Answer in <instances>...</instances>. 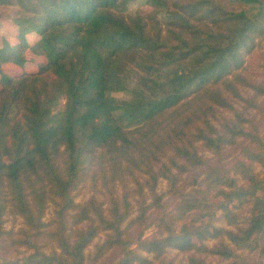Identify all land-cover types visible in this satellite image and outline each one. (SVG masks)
Segmentation results:
<instances>
[{"label": "trees", "instance_id": "obj_1", "mask_svg": "<svg viewBox=\"0 0 264 264\" xmlns=\"http://www.w3.org/2000/svg\"><path fill=\"white\" fill-rule=\"evenodd\" d=\"M146 1L163 11V37L158 32L151 36L149 16L122 13L127 0H0V6L15 8L12 22L16 29L15 44L5 38L0 43V237L4 234L2 216L7 204L9 212L20 215L32 231L40 234L44 227L40 217L49 198L56 209L51 222L54 231L48 235L61 251L51 255L37 251L24 260H6L2 264H82L84 249L100 230H112L113 235L97 247V254L112 247L123 255L117 264H147L144 256L128 249V240L120 230L127 218L128 202L123 200V210L114 202L108 219L92 201L87 205L74 203L70 192L84 172V164L101 149L110 158H123L133 167H148V157L163 140L151 139L150 131L154 135L159 118L165 115L169 120L165 141L172 143L176 155L192 167L202 164L193 141H201L217 155L224 146L235 144L238 137L256 143L254 152L250 146L243 147L248 161L237 159L230 166L248 179L247 187L225 176V167L214 162L204 164L203 181L216 188L217 196L226 199L220 204L225 218L232 216L227 204L233 201L240 204L252 199L254 209L245 227L236 232L193 218L178 232L168 228L166 236L139 239L140 250L154 258L162 256L167 247L192 252L187 264H206L200 254L227 260L235 255L230 245L253 251V239L264 234V201L257 195L264 178L257 179L251 171L253 162L264 168V142L252 131L244 130L242 123L248 120L243 116L226 127L225 135L218 134L205 118L211 108L201 101L212 96L218 105L231 108L216 92L221 86L236 92L226 74L239 64L240 50L252 42V35L259 30L258 22L246 18L244 12L228 14L210 0ZM225 19L233 25L220 35L221 43H210L208 38H214L210 28L204 32L206 38L195 36L189 40V34L202 32L204 26L198 23L205 25L208 20L218 25ZM29 35L37 37L35 43L29 44ZM127 54L138 57L143 74L138 76L131 99L117 100L112 93L124 89L121 73ZM33 58L41 59L36 62V71L9 76L2 70L5 65L23 68ZM208 83L216 89L211 91L206 87ZM189 95H193L191 117L180 118L183 112L178 105ZM199 120L202 126L190 133L189 124L194 127ZM188 134L194 140L189 141ZM143 138L149 142L141 147L139 140ZM176 139L180 146L173 143ZM60 153L64 154L62 167L56 163ZM171 163L184 169L175 160ZM162 175L166 178V174ZM224 180L229 181L230 190L221 187ZM200 204L188 194L177 203L176 213L182 215ZM142 217L141 214L139 218ZM84 221L88 224L79 228ZM25 232L21 230V234ZM221 235L227 236L229 245L224 241H219L218 247L204 244ZM29 236L24 243L33 247ZM258 255H264V247ZM257 264H264L263 259Z\"/></svg>", "mask_w": 264, "mask_h": 264}, {"label": "rangeland", "instance_id": "obj_2", "mask_svg": "<svg viewBox=\"0 0 264 264\" xmlns=\"http://www.w3.org/2000/svg\"><path fill=\"white\" fill-rule=\"evenodd\" d=\"M188 1V0H185ZM214 6L218 5L221 9L231 13L244 12L245 17L251 21L258 22L259 30L252 35V42L246 44L240 50V62L226 74L228 79L232 80L236 92L232 88L221 86L218 92L231 105V108L220 106L211 97L203 98L201 101L205 107H210L211 111L206 115V119L216 129L218 134H226V127L231 122L237 121L238 117L247 118L248 122L244 124V130L252 131L264 142V0H255L256 2H248V0H210ZM172 10V8L170 7ZM13 7L0 6V43L2 39L8 40L11 44L16 43L15 26L12 22ZM177 11V10H176ZM123 14L135 13L144 14L150 17L151 36L156 32L163 37L165 35V26L163 21V11L149 6L146 0H127L122 8ZM195 22V21H193ZM202 28L201 33L188 35L191 37L198 36L199 38H206L205 31L207 28L213 30L211 33L213 37H209L210 43H221L222 36L232 28V22L225 19L218 25H212L208 20L204 24L198 23ZM191 32V29L189 30ZM37 37L35 35L27 36L29 44L35 43ZM30 56V55H28ZM34 59V58H33ZM41 59H34V61L27 64L23 68L5 65L2 67L4 73L9 76H17L24 72L36 71V62ZM140 60L132 54H127L123 58V70L121 73L123 90L113 92L112 95L117 100L131 99V91L137 86L138 76H141L142 70L139 67ZM238 76V78H236ZM253 85H257L262 89H253ZM212 83H208L206 87L211 91L216 89ZM215 91V90H214ZM193 96V95H192ZM191 95L185 98L178 106L179 111H182V116L191 117ZM188 103V104H187ZM61 101L59 108L62 107ZM166 115L159 118L160 123L156 126V132L150 131L151 139L163 138L159 144V148L150 155L146 162L149 166H141L136 168L127 164L125 159L121 160L110 158L109 155L104 154V150L96 151L94 159L84 164V172L80 175L76 185L70 192L73 202L79 205H87L93 202L99 206L104 212V217L110 219L109 210L114 202L119 203L120 210H123V200L128 202L127 218L122 221L120 230L123 232L125 240H128V249L134 251L138 255L144 256L147 264H187L192 252H179L173 248L166 249L165 253L159 258H154L152 254H147L140 250L138 241L166 236L168 228L178 232L184 223L189 222L193 218H198V222L225 230L236 232L238 228L245 227L246 220L252 214L254 209V202L252 199L238 203L233 201L227 204L232 216L225 218L220 208V204L224 201V197L216 195V188L211 185L208 187L203 183L205 177L206 163L214 162L215 165H223L227 170L225 176L236 180L237 185L247 187L248 179L244 178L241 173H237L236 169L230 166L237 160L242 159L248 161L245 157L244 146H250L253 152L256 143L249 139L237 138V142L232 145H226L222 148L219 155L214 154L213 151L208 150L203 146L201 141H193V146L197 157L202 161V164L190 165L183 159H180L173 150L172 143H168L165 134L169 127V120L165 119ZM199 120L194 127L190 126L189 131H194L196 127L202 126ZM255 127V129L253 128ZM130 128H134L129 127ZM137 137H140L137 136ZM188 140H194L191 134H188ZM141 147L148 144L149 141L143 139L139 140ZM175 145L180 146L181 143L176 139L173 141ZM187 141L185 145H187ZM62 148L60 149V151ZM139 154L135 151L134 154ZM246 160H245V159ZM64 154L60 153L56 159L59 166H63ZM171 160H175L184 169L174 167ZM121 165L122 167H118ZM168 167L165 170L164 166ZM151 167V170H150ZM252 173L259 180L264 178V168L259 162H253L251 165ZM162 174H166L163 177ZM222 175V172H221ZM229 181L224 180L221 187L226 190ZM262 190L257 192V195L264 201V184L260 186ZM191 195L199 201L200 205H195L193 210L183 213H176V206L180 199L184 196ZM159 197V198H158ZM32 197H29L31 199ZM158 199V200H157ZM226 202V199H225ZM9 206L2 216V231L4 234L0 237V264L16 259H26L34 252L51 255L54 252L61 253L56 240H52L48 233L54 231V225L51 224L55 218V205L48 198L43 206L40 217L44 227L40 229L41 233L37 234L25 224L24 219L13 212H9ZM36 212L35 209H33ZM142 218H139L140 215ZM90 217L94 219V223H98L93 213ZM88 223L84 221L79 228H83ZM70 227V224H67ZM21 230H25V234H21ZM27 235H30V243L33 247H28ZM113 235L112 230H100L99 233L92 239L90 244L84 249V261L82 264H117L123 255L118 249H103L104 252L98 253V246L102 245L107 239ZM22 240V241H20ZM219 241H224L230 244L226 235L216 239H207L204 241L206 247H218ZM255 249H237L230 245L234 250V256L230 259L223 260L222 257L203 253L199 256L204 259L206 264H257L258 260L264 262V255L259 257L260 248L264 247V234L256 236L253 239ZM61 255V254H60ZM196 255V254H195ZM133 264H141L134 262Z\"/></svg>", "mask_w": 264, "mask_h": 264}]
</instances>
